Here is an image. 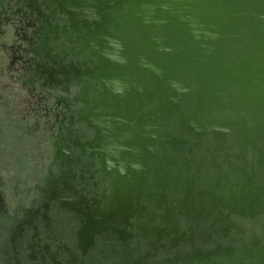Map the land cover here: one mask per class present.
<instances>
[{"label": "flooded vegetation", "instance_id": "1", "mask_svg": "<svg viewBox=\"0 0 264 264\" xmlns=\"http://www.w3.org/2000/svg\"><path fill=\"white\" fill-rule=\"evenodd\" d=\"M72 2L0 0V264L248 263L247 252L227 248L260 238L203 250L187 246L185 238L176 244L166 219L180 226L176 214L197 219L217 206L264 213V165L249 170L225 156L228 165L221 167L219 152L228 151L232 138L216 124H210L216 139L203 144L176 137L156 145L165 125L173 122L170 128L174 124L181 133L177 119L194 121L183 114H196L197 99H189L188 107L176 99L173 106L165 98V75L158 81L141 76V67L156 64L137 63L135 49L117 38L134 29L128 0H102L95 13L74 11ZM107 49L128 61L111 67ZM120 72V88L113 90ZM161 109L165 117L158 115ZM171 115L177 119L170 123ZM236 118L241 123L233 138L240 136L235 140L242 147L245 116ZM148 121L154 131L150 149L138 145L143 171L126 182L120 167L125 147ZM127 130L129 136L121 137ZM259 137L256 164L263 163L264 136ZM130 183L133 197L125 194ZM167 191L184 196L175 210ZM219 198L224 205L215 204ZM191 229L182 232L180 226V237ZM164 233L169 243L161 246ZM151 236L160 243L144 251L135 246L136 238ZM162 247L178 250L160 254Z\"/></svg>", "mask_w": 264, "mask_h": 264}, {"label": "water", "instance_id": "2", "mask_svg": "<svg viewBox=\"0 0 264 264\" xmlns=\"http://www.w3.org/2000/svg\"><path fill=\"white\" fill-rule=\"evenodd\" d=\"M128 1L134 29L117 38L135 49L137 63L156 64L150 69L141 67V76L158 81L165 75L168 103L180 99L188 107L187 101L196 98L200 113H212L211 109L245 112V119L249 115L253 127L249 135L244 131L241 136L245 143L255 145V139L264 136V0ZM101 5L102 0H73L72 9L95 13ZM103 6L101 11L111 5ZM88 28L91 30L90 22ZM103 44L112 46V41ZM105 53H109L113 68L114 62L128 61L123 56L119 60L115 50L107 49ZM124 75H114L117 79L113 80V90L120 88L119 78L122 81ZM224 125L217 126L223 127L221 132L226 128L227 135L236 131L234 126ZM235 139L240 140V136ZM219 203L224 205L220 198L215 204ZM227 250L247 252L249 262L242 264H264V239Z\"/></svg>", "mask_w": 264, "mask_h": 264}, {"label": "rangeland", "instance_id": "3", "mask_svg": "<svg viewBox=\"0 0 264 264\" xmlns=\"http://www.w3.org/2000/svg\"><path fill=\"white\" fill-rule=\"evenodd\" d=\"M178 103H180L179 99H178ZM175 105L176 103L174 101L173 106ZM180 108L183 110L185 107L184 108L180 107ZM158 112H159L158 113L159 116L161 117L164 116L162 109L159 110ZM211 112H213V114H211L210 116H206V113H208V111H205L203 113L196 111V115L194 116L191 112L190 113L188 112V114H191V115H188L185 112V114H183L184 116L186 117L191 116V118L193 117V120L195 121V123L192 126H188L190 122H186L184 120V123H183L181 120L174 118V116L171 115L170 117H168L170 119V123L172 119L174 120L177 119L178 124H180V127H183V130H182L183 132L180 133L179 127L175 129L176 127L174 124H173V128H170V126L173 123L172 122L169 128L167 125L164 126L166 131L163 130V133L164 132L165 133L163 135H157L155 137L156 140L154 139V143L157 145V140L166 141L167 139H174L177 137L179 139L185 138L193 142L195 141L196 144L197 143L203 144L210 139H216L214 138L216 136L212 130V126L211 125L205 126V123L208 122V120L214 117V118H217L218 121H221V122L224 121V123H226L232 120L233 117L234 118L239 117L238 113L240 111L211 109ZM240 113H241V117H244L246 115L245 112H240ZM197 114L198 115L201 114V116H198ZM197 116L199 120L197 119ZM250 119L249 117L245 119V128L251 129L253 127V123L251 122ZM195 125L196 127H204V128H202L200 131H197V128H193ZM218 128L221 131L223 127L219 126ZM204 129L207 131H205ZM128 130L121 132V137L129 136L130 132ZM223 130H225L224 132H222L224 133L223 135L225 136V138L227 139L232 138V139L228 141L230 143V146L227 147L228 151L223 149L221 152H219L218 162H220L221 167L224 168L226 165H228L226 164L227 159H225V156L232 157L233 160L238 163L237 165H240L241 162H244V164L247 165V168L249 170H250V167H253V166L262 167L264 165V150H263V157L260 158L261 163L262 162L263 163L262 164L255 163L257 162V160H256V149L254 147L255 145L258 147H262L258 139H255L254 147L249 143H246L242 147H238L237 141L233 138L234 134H231V136L228 137L226 134V128H224ZM185 143H186L185 145L188 144L187 142ZM234 152H236L237 155H234L233 154ZM165 195H166L165 197L167 198L168 206L174 207V210L177 209V205L180 204L179 202L183 203L184 201L183 195L176 197V196L171 195L169 191L165 192ZM176 215L177 217L181 219L180 226H181L182 232H187L191 226H193V228L195 229L197 236L200 235L202 230L212 232V235L210 236V238L212 239L211 244L208 243L207 245L204 246L202 245V243H199L197 245V247H203V250H206L209 248H216L218 245L238 247L242 244L252 241L256 237L260 239L264 238V213H259L255 215L238 214V213H235L234 211H230L226 208H221L217 206L216 208L212 210H208V213L205 214L204 216L197 217V219L192 217L190 213L187 216L188 217L187 220H186L185 215H180V214H176ZM195 220H196V223L194 222ZM160 222H158L157 224H159ZM187 234L188 233H186V235ZM161 237H162L161 240H159L160 242L163 241L161 246H163V244L165 245V243L166 244L169 243V236L167 233H164ZM159 241H156V238L154 239L153 236H151L150 238H146L144 240L139 239V238H136L134 240V242H137L135 246L141 248L143 251L147 250L150 246L153 247V245H150L152 244V242H154L155 244H159L160 243ZM160 250L162 251V253L160 254H165V253H172V251H176L178 249L175 248L173 250H168L167 248L163 249L162 247ZM185 251H188V250H185V249L181 250V252H185ZM79 261L82 262L83 258L79 259ZM43 264H51V263L44 262Z\"/></svg>", "mask_w": 264, "mask_h": 264}, {"label": "bare ground", "instance_id": "4", "mask_svg": "<svg viewBox=\"0 0 264 264\" xmlns=\"http://www.w3.org/2000/svg\"><path fill=\"white\" fill-rule=\"evenodd\" d=\"M237 119V118H236ZM235 118L233 119V123H218V122H210V124H225V127H232V126H236ZM240 119H237L236 121H239ZM153 122L152 121H148L145 122V124L143 126H141V129H139L138 134L135 135V137L133 138V140L131 142H129V145H127L125 147V151H124V159L120 162V167L122 168V173L123 176L127 179L126 182H130V181H135L137 180V176L143 171L142 169V164H141V159H140V154L138 151V145H141L145 148L150 149V135H152V133H154L152 125ZM246 132L247 135H249V130L246 128ZM130 186L128 187V191L125 192V194H127L129 197H133L135 195V191H136V187L135 185H132V183L129 184ZM170 213L168 212L167 216ZM166 220H168V222L170 223V230L174 231L176 237L174 242L176 244L179 243L180 240H183L184 238V242H187V246L190 247H194L197 246L199 243H202L204 245H207L208 243H212V239L210 238V236L212 235V232L209 231H204L202 230V232L200 233V236L196 235V232L194 230H190V234L186 236H182L180 237L179 233H180V226L178 224V222H174L172 219L167 218ZM205 238V239H204ZM256 239H258V237L254 238V242L256 241Z\"/></svg>", "mask_w": 264, "mask_h": 264}]
</instances>
